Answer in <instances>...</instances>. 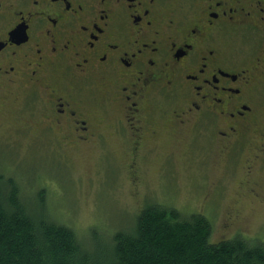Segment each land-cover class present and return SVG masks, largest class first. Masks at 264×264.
Returning a JSON list of instances; mask_svg holds the SVG:
<instances>
[{
  "label": "flooded vegetation",
  "instance_id": "af4514ba",
  "mask_svg": "<svg viewBox=\"0 0 264 264\" xmlns=\"http://www.w3.org/2000/svg\"><path fill=\"white\" fill-rule=\"evenodd\" d=\"M0 133L127 149L134 185L151 149H201L264 198V0H0Z\"/></svg>",
  "mask_w": 264,
  "mask_h": 264
},
{
  "label": "rangeland",
  "instance_id": "374dc122",
  "mask_svg": "<svg viewBox=\"0 0 264 264\" xmlns=\"http://www.w3.org/2000/svg\"><path fill=\"white\" fill-rule=\"evenodd\" d=\"M60 151L0 145V175L19 185L33 211L40 206V212L72 229L89 247L95 241L107 245L116 232L131 231L139 213L153 204L184 216H206L213 225V243L235 238L264 243V198L248 196L234 203L240 163L235 169L223 166L215 154L204 158L201 149H151L142 166L144 182L134 185L127 149H81L69 160ZM229 207L241 210L244 220L226 228Z\"/></svg>",
  "mask_w": 264,
  "mask_h": 264
},
{
  "label": "trees",
  "instance_id": "16d2710c",
  "mask_svg": "<svg viewBox=\"0 0 264 264\" xmlns=\"http://www.w3.org/2000/svg\"><path fill=\"white\" fill-rule=\"evenodd\" d=\"M7 178L0 175V264H264V243H213L206 216H184L160 204L144 208L131 231L89 247L40 206L33 204V211L19 185Z\"/></svg>",
  "mask_w": 264,
  "mask_h": 264
}]
</instances>
